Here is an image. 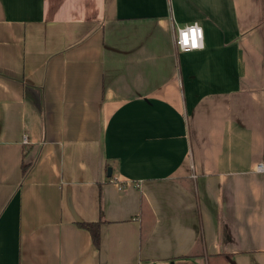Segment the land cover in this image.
Listing matches in <instances>:
<instances>
[{"label":"crops","instance_id":"crops-1","mask_svg":"<svg viewBox=\"0 0 264 264\" xmlns=\"http://www.w3.org/2000/svg\"><path fill=\"white\" fill-rule=\"evenodd\" d=\"M259 164L264 0H0V264H264Z\"/></svg>","mask_w":264,"mask_h":264},{"label":"built area","instance_id":"built-area-1","mask_svg":"<svg viewBox=\"0 0 264 264\" xmlns=\"http://www.w3.org/2000/svg\"><path fill=\"white\" fill-rule=\"evenodd\" d=\"M175 45L180 51H191L203 47V31L202 27L197 23L178 27L175 32ZM258 171H264V166L259 164Z\"/></svg>","mask_w":264,"mask_h":264},{"label":"trees","instance_id":"trees-1","mask_svg":"<svg viewBox=\"0 0 264 264\" xmlns=\"http://www.w3.org/2000/svg\"><path fill=\"white\" fill-rule=\"evenodd\" d=\"M27 171V168L24 166V172ZM81 227L89 230L92 235V239L95 245H99L100 242V228L99 223H78Z\"/></svg>","mask_w":264,"mask_h":264},{"label":"water","instance_id":"water-1","mask_svg":"<svg viewBox=\"0 0 264 264\" xmlns=\"http://www.w3.org/2000/svg\"><path fill=\"white\" fill-rule=\"evenodd\" d=\"M112 175V170L111 168L108 169V176H111Z\"/></svg>","mask_w":264,"mask_h":264}]
</instances>
